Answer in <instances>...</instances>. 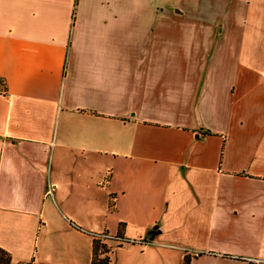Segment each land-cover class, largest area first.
<instances>
[{
    "label": "crops",
    "instance_id": "obj_1",
    "mask_svg": "<svg viewBox=\"0 0 264 264\" xmlns=\"http://www.w3.org/2000/svg\"><path fill=\"white\" fill-rule=\"evenodd\" d=\"M264 264V0H0V248L15 264Z\"/></svg>",
    "mask_w": 264,
    "mask_h": 264
},
{
    "label": "trees",
    "instance_id": "obj_2",
    "mask_svg": "<svg viewBox=\"0 0 264 264\" xmlns=\"http://www.w3.org/2000/svg\"><path fill=\"white\" fill-rule=\"evenodd\" d=\"M110 248L100 239L93 242V259L91 264H112L111 256H109ZM191 256H186L183 264H191ZM0 264H15L11 255L0 248Z\"/></svg>",
    "mask_w": 264,
    "mask_h": 264
},
{
    "label": "built area",
    "instance_id": "obj_3",
    "mask_svg": "<svg viewBox=\"0 0 264 264\" xmlns=\"http://www.w3.org/2000/svg\"><path fill=\"white\" fill-rule=\"evenodd\" d=\"M100 239L104 244L108 245V248H110V252L108 254H112L113 249L111 248L110 244L113 243H126L122 238L111 236L109 234H103V235H94V240Z\"/></svg>",
    "mask_w": 264,
    "mask_h": 264
},
{
    "label": "rangeland",
    "instance_id": "obj_4",
    "mask_svg": "<svg viewBox=\"0 0 264 264\" xmlns=\"http://www.w3.org/2000/svg\"><path fill=\"white\" fill-rule=\"evenodd\" d=\"M112 247H113V246H112ZM112 247H111V248H112ZM112 249H113V248H112ZM109 256H111V255L109 254Z\"/></svg>",
    "mask_w": 264,
    "mask_h": 264
}]
</instances>
